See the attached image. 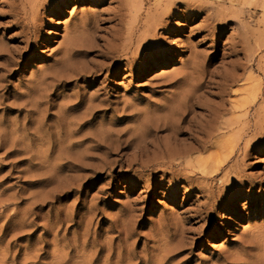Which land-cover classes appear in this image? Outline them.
<instances>
[{
    "label": "rangeland",
    "instance_id": "1",
    "mask_svg": "<svg viewBox=\"0 0 264 264\" xmlns=\"http://www.w3.org/2000/svg\"><path fill=\"white\" fill-rule=\"evenodd\" d=\"M139 1L0 0V264H264V0ZM189 92L247 103L211 175L149 164Z\"/></svg>",
    "mask_w": 264,
    "mask_h": 264
},
{
    "label": "bare ground",
    "instance_id": "2",
    "mask_svg": "<svg viewBox=\"0 0 264 264\" xmlns=\"http://www.w3.org/2000/svg\"><path fill=\"white\" fill-rule=\"evenodd\" d=\"M140 2L141 1H139V0H129V3H130L129 5L131 6V3H136V4L138 3L137 5H139ZM190 93L191 92H189V94L186 93V95L183 97L181 102L179 101L180 103L183 102V104L177 103L178 104V107H177V105L175 106V104H176L175 103L173 105V107H171L167 110V112L165 114V123L162 124V127H160V128L158 127L157 130L154 132V138L159 141L160 138L157 136V133H159L160 131H167L168 132V139L171 141V144L173 145V147H169L170 149H168V147H165V145L167 143L164 145V147L159 146L160 148L156 145L151 144L152 153H153L154 157L151 159V162L149 164L152 163L151 166H153V167H157V166L163 167L165 164L168 166H173V164H171V163H159L157 161V157H158V154H160V155L165 156L167 158H171V157L176 158L177 157V159L181 160V162L179 161V163H177L175 165L176 167H181V166H183V164L189 166V164L191 165V163H189L188 161L184 162L183 160H185L186 158L190 157L192 154H195L199 151H206L207 149L208 150L215 149L216 150V153H215L216 156L214 158H209L207 166L204 167V168H206L207 173L211 175V174L217 173L219 171L220 166L222 165L224 160L227 157H229V155L231 154V152L233 150V147L236 146L237 142L239 141V139L241 137L239 132H237L238 130L236 131L237 133H234L233 139H223V138L219 137L221 133H226V132L232 131L233 128L238 124V121L235 119H229V120H223L222 121L221 118H222V116L224 117L225 113H227L231 110L232 111L243 110L247 103L243 102V104H240V105L237 103H233V104L230 103L231 106H230V109H228V110H226L225 108H221L220 110L215 111V112L209 111V110H204V114L202 115L204 124L200 125V126H193L192 120L197 116L195 113L194 105L197 104V102H198V100H197L198 94L194 95L195 93H193L191 95ZM182 95H184V94H182ZM201 96H202V94H201ZM199 99H201V98H199ZM177 101L175 100V102H177ZM179 105H182V106H179ZM190 115H191V118H189V120L187 122L188 127L185 128L184 130L188 131V139L187 140H190L193 143L194 147H192L188 150L187 149H181V146L184 143V141L182 142L181 140H179L177 136L178 135H185L186 131L184 132L182 128L173 127L172 123L178 122V121H183L185 118H187ZM259 115H261V114H259ZM263 117H264V115H263ZM263 119L264 118H261V120L259 119V121L255 124V126L257 127V128L255 127V128L258 129L260 135H262V133H263V132L261 133V131H263V125H264ZM219 120H221V121H219ZM244 120H246V119H244ZM253 127H251V128H253ZM192 128H195V129H192ZM159 149H160V151H159ZM148 152L149 151H147V150H142V151H140L139 154L142 156ZM245 152L246 151H245V147H244L243 153H245ZM160 158H161V156H160ZM221 160H223V161L219 162Z\"/></svg>",
    "mask_w": 264,
    "mask_h": 264
},
{
    "label": "crops",
    "instance_id": "3",
    "mask_svg": "<svg viewBox=\"0 0 264 264\" xmlns=\"http://www.w3.org/2000/svg\"><path fill=\"white\" fill-rule=\"evenodd\" d=\"M219 2H228V0H218Z\"/></svg>",
    "mask_w": 264,
    "mask_h": 264
}]
</instances>
